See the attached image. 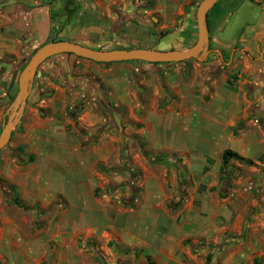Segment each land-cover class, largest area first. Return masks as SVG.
Masks as SVG:
<instances>
[{"label": "crops", "instance_id": "0c3cea01", "mask_svg": "<svg viewBox=\"0 0 264 264\" xmlns=\"http://www.w3.org/2000/svg\"><path fill=\"white\" fill-rule=\"evenodd\" d=\"M149 1L0 0L1 95L14 93L24 61L22 53L34 49L38 43L56 39L99 48L109 42L148 41L145 34L152 29L149 20L155 13L172 23L181 14L182 20L191 24L193 11L189 12L187 7L183 13L184 5L191 3L190 0L184 3L182 0H153L154 6ZM133 20L137 22L132 23ZM206 25L205 76L202 78L195 68L193 75H187L188 67L182 65L180 69H173L172 76L164 71L169 104L162 111L156 106L159 85L154 86L152 77L142 78L138 86L151 92L153 97L142 105V113L137 118L141 124L137 132L143 140L144 151L179 154L188 171L199 174L206 166L205 160L212 158L214 164L203 177L216 175L224 149L250 159L252 149L264 148V123L253 116L248 118V111L238 105L241 85L258 83L264 76V0H219L207 11ZM145 47L148 48L142 46ZM19 53L21 56L17 58ZM133 64L134 61L122 62L123 77L105 80L95 75L97 67L89 60L67 55L50 57L37 67L32 85L41 90L49 84L50 77L54 82L64 81L63 85L76 82L81 87L76 96H85L88 81L84 74L87 72L96 76L107 90L100 94L94 86L89 87L86 93L91 100L104 99L129 109L131 99L136 97L129 74L132 68L138 73L136 68L139 67ZM232 73L242 77L235 81L234 91L228 92L223 87L228 74ZM38 92L35 91L36 96ZM145 93H137L140 100H145ZM69 99L62 91L53 92L48 103L42 100L40 106L54 114H45L42 122L37 120V131H33V135L41 147L36 161L18 178L9 175L6 178L18 189L21 200L29 205L37 203L39 207H48L55 199L60 201L56 205L64 207L60 211V231L75 232L81 223L91 242L113 257L110 264H264V207H250L249 201L225 207L217 196L204 194L182 206L168 207L166 200L175 192L164 184L170 182L172 176L166 177L164 173L159 180V169H150L144 158V161H132L141 174L133 207L118 206L115 199L109 198L108 191L96 197L94 189L102 187L104 180L113 174L105 176L98 171V166L114 171L113 166L121 159L122 142L132 143L133 139L124 136L126 128L121 126L122 116L117 112H111L108 117L85 106L72 121L64 115ZM257 112L261 114L262 110ZM108 121L111 123L105 126ZM30 132L32 129L26 131V136ZM255 132L259 135L254 136ZM113 179L119 181L120 177ZM242 191L246 192L247 187ZM67 214L70 221L64 219ZM21 222L27 224L28 221ZM17 226L15 219L0 215V264H11L8 261L17 256L13 252L16 243L19 259L27 260L28 235L24 239L12 236ZM109 242L111 248L106 246ZM54 258L62 262L58 255ZM71 258L69 253L64 261L70 264Z\"/></svg>", "mask_w": 264, "mask_h": 264}, {"label": "rangeland", "instance_id": "374dc122", "mask_svg": "<svg viewBox=\"0 0 264 264\" xmlns=\"http://www.w3.org/2000/svg\"><path fill=\"white\" fill-rule=\"evenodd\" d=\"M187 1L189 0H182V3ZM190 1L191 3H186L184 5L183 13L186 12L185 8L187 7H189V12L190 10L191 12L193 11L191 24L185 23L182 20L183 15L181 14H179L180 16H178L172 23V21L164 20L161 16H158L160 14L155 13L151 15L152 19L149 20V24L152 29L146 30L145 38L148 41L138 42L137 40L128 44L130 43L126 40L128 37H124L127 42H109L100 45L99 48L113 49L147 46L148 48L163 50L187 49L194 43L196 38L194 13L200 0ZM148 3H150L151 6H154L153 0H150ZM131 22L136 23L137 20H133ZM144 22L148 23V21ZM163 25H165L166 28H163ZM126 31L132 32L131 30ZM42 44L43 43H38L35 45L34 49L22 53L24 54V61L22 62L21 67L24 65L32 52ZM20 56L21 54L19 53L17 58H20ZM52 57H64V55H56ZM67 57H74L77 60H81V58L75 56L68 55ZM93 63L97 67V73H95V75L97 74V76H100L105 80H113L123 77L124 73L120 68L122 62H112L106 64ZM133 65L139 66L136 68L139 74L135 73L133 68L132 72L129 74V82H131V87L134 92H136L135 99H131L132 103L129 109L121 108L104 101V99L103 101L94 99L91 100L86 93L88 92L89 87L94 86L100 94H105L107 90L104 86H102V84H100L99 79L96 78V76L94 77L87 72L84 75L87 77L85 81H88L89 84L86 83V87L83 85V87H85V96H76V92H81V87L78 86L76 82H72L75 83L73 85H63L61 83L65 84L64 81L54 82L50 77L49 84H46V86H44L41 90V87L38 86V88H35V85L31 84L32 88L30 92V100H28V103L26 100V104L23 108L19 121L12 129L7 144L0 149V215L7 216L17 221L18 226L14 229L12 236L18 238L22 237L24 239L27 234L28 237L26 239L28 240V244L30 246L27 260L23 259V261H21L19 259V244H13V252H16L17 256H13V259L8 261L11 264H67L64 260L69 253L72 254L70 264H110L113 262V257L110 254L106 255L104 250H102L99 245H94L90 238H88L89 236H86L87 231L81 223H78L75 232L69 233L64 229V231H60L62 230L60 229L59 224V220L61 218L60 211L64 209V207L56 206L60 203V201L55 199L52 202V205L48 207H39L37 203L29 205L21 200L18 189L14 187V185H12L6 178L8 175L12 178H18L22 172H25L26 169L36 161L38 154L37 150L41 147L36 140V135H33V131H35V133L37 131V120L39 119L42 122L45 114H54L49 108L44 109L40 105L42 104V100L44 99L47 101L53 92L63 91L70 98L69 104H67L64 109V115L66 117H68L66 111L78 106L81 108L91 106L94 112L100 115L106 114L107 116H110L111 112H117V114L122 116L120 124L123 128H126L124 136L128 139H133V142L131 143L127 140L122 142L120 162L113 166L115 170L112 172L113 174L110 175V178H108V174L105 175L108 176V180H104L102 187L95 188L93 194L96 197H101L105 193L109 192L107 195H109L110 199H115V203L118 206L124 208L133 207L132 204L134 198L138 197L137 193L140 188L139 182L141 174L139 168L132 161L133 159L144 161L140 149V145L143 144V140H141L137 132L141 124L137 118L142 113V105L148 103L153 97L151 92H147L138 86L139 81H141L142 78L151 79L152 77L154 86L157 87V85H159L160 89L159 96L156 100V106L159 111H162L166 108V105L169 104L166 101V93L169 92L164 87V71L169 74L168 76H172L173 69H180L179 67L182 65V67H188V71H185V74L187 75H193V70L195 69L202 78L206 73V65L203 57L199 60L187 59L178 63L149 64L145 62H135ZM149 69H151L150 72ZM59 71L62 74L64 73L61 69ZM73 73L74 76H77L75 71ZM178 77L181 78L180 74ZM241 77L242 75L237 76L236 73L228 74V78L224 85L225 87L223 88H226L228 92H233L235 88L234 86L237 85L235 84V81L240 80ZM51 82H54V85L50 84ZM37 89L41 92H38ZM15 90L12 95L6 94L7 96H2L0 91V128L7 118L5 109L11 102L13 95L15 94ZM35 91L40 94L36 96ZM142 91L147 93L145 100H140L137 95L138 92L141 93ZM238 91L240 93L238 105L248 111V118L253 116L256 120L259 119L261 123H264V76L258 83L254 84L246 82L242 84L241 89ZM79 96L81 98H79ZM56 102L58 101L54 100V103ZM29 109H32L33 111L30 112ZM258 110H262L261 114H257ZM110 123L111 121L106 122L105 126H109ZM29 129H32V132L26 136V131ZM258 135L259 133H254V136ZM148 154L151 157L156 154H161L165 157L164 159H158L161 161L160 163H148V165L150 169H159V172H157L159 180L163 178L164 173L166 174V177L168 175L172 176L170 182L167 181L164 184L167 189L174 188L175 192L170 199L166 200V205L168 207L169 205H173V207L182 206L186 204L188 200L193 199L194 201L197 195L200 196L202 194L206 197L213 195L217 196L220 201L219 203L225 207H232L234 206V203L238 206L248 201L249 203H252L250 207H264V166L261 165V163H264V148L252 149L253 155L252 158L249 159L251 164L238 163L230 160L225 166L220 164L215 176L207 175L205 177H203L202 174L208 170V167L214 164V160L212 158H210V163H207L205 160L206 166L204 167H206V170H202V173L199 174L194 171L189 172L186 164L182 162V158L179 154H170L165 152H149ZM258 157H261L263 161L257 160ZM156 165H159V168ZM114 176H119L120 180L115 181L113 179ZM219 176H224L227 179V186L224 188L221 187V184L218 181ZM209 184H211V187L209 188H215V190L208 191ZM244 187H247L246 192L242 191ZM218 190H220L219 193L224 195L223 197L218 196ZM235 197H237V200ZM12 199L17 200L19 205H16ZM64 219L70 221L69 215H65ZM21 220H27L28 222L27 224H24ZM106 246L111 248V242L107 243ZM55 254L59 256L62 262H58V260L54 258ZM4 264L8 263L5 262Z\"/></svg>", "mask_w": 264, "mask_h": 264}, {"label": "water", "instance_id": "95a60500", "mask_svg": "<svg viewBox=\"0 0 264 264\" xmlns=\"http://www.w3.org/2000/svg\"><path fill=\"white\" fill-rule=\"evenodd\" d=\"M219 0H200L194 17L196 38L187 49H154V48H113L98 49L83 46L65 40H49L28 57L17 75L16 91L7 108L6 120L0 128V149L8 142L12 129L16 126L22 114L27 96L37 67L46 59L56 55H72L95 63L112 62H145L150 64L178 63L187 59H201L208 45V30L206 26L207 11Z\"/></svg>", "mask_w": 264, "mask_h": 264}, {"label": "trees", "instance_id": "16d2710c", "mask_svg": "<svg viewBox=\"0 0 264 264\" xmlns=\"http://www.w3.org/2000/svg\"><path fill=\"white\" fill-rule=\"evenodd\" d=\"M207 26V25H206ZM208 29V27H207ZM56 40V39H55ZM98 49H102V48H98ZM67 56L69 54H66ZM130 62H133V61H130ZM185 71V70H184ZM81 109L80 106L76 107V108H73V109H69L68 111H66L68 117L70 119H72L73 121L75 120V114ZM140 149H141V155L144 159L147 160L148 163H160L161 161L158 160L160 158H165L163 155L161 154H156L154 155L153 157H151L148 152L144 151L143 150V145H140ZM158 160V161H157ZM230 160H233V161H236L238 163H244V164H251V161L249 159H245V158H242L240 157L238 154H236L235 152L229 150V149H224L221 154H220V164L222 166H225ZM257 160L259 161H262V158L258 157ZM206 162L207 163H210L211 162V159H206ZM203 170L205 171L206 170V167L203 168ZM98 171L103 173V174H109L110 172H113V168H107V167H103L101 165L98 166ZM218 181L220 182L221 184V187L224 188L225 186H227V179L226 177L224 176H219L218 177ZM212 190H215V188H209L208 191H212ZM217 191V189H216ZM220 190H218V196L219 197H223L224 195L222 193H219ZM97 192V191H95ZM14 203L16 205H19V203L17 202V200H14Z\"/></svg>", "mask_w": 264, "mask_h": 264}]
</instances>
